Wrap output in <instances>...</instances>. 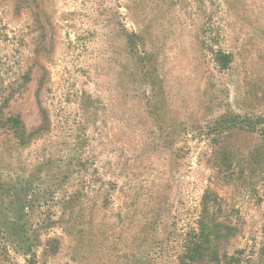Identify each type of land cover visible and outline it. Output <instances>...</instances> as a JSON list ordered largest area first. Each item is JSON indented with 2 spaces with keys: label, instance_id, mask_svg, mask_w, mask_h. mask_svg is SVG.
<instances>
[{
  "label": "rangeland",
  "instance_id": "374dc122",
  "mask_svg": "<svg viewBox=\"0 0 264 264\" xmlns=\"http://www.w3.org/2000/svg\"><path fill=\"white\" fill-rule=\"evenodd\" d=\"M0 264H264V0H0Z\"/></svg>",
  "mask_w": 264,
  "mask_h": 264
},
{
  "label": "trees",
  "instance_id": "16d2710c",
  "mask_svg": "<svg viewBox=\"0 0 264 264\" xmlns=\"http://www.w3.org/2000/svg\"><path fill=\"white\" fill-rule=\"evenodd\" d=\"M8 120H13V121H14V124H18V123L20 122L18 118H16V119L8 118ZM243 121H244V120H243ZM243 121H242V122H243ZM20 130H21V132H23V126L20 127Z\"/></svg>",
  "mask_w": 264,
  "mask_h": 264
}]
</instances>
